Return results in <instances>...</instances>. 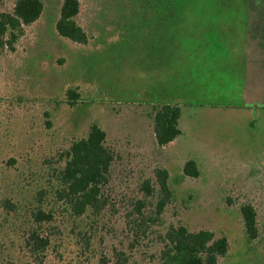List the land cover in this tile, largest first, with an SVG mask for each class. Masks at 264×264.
Wrapping results in <instances>:
<instances>
[{
	"label": "rangeland",
	"instance_id": "rangeland-1",
	"mask_svg": "<svg viewBox=\"0 0 264 264\" xmlns=\"http://www.w3.org/2000/svg\"><path fill=\"white\" fill-rule=\"evenodd\" d=\"M41 1L15 49L0 50V136L15 135V154L42 159L96 122L116 153L115 196L164 167L172 196L156 230L208 229L228 241L217 264H264V0H178L163 15L151 0H79L85 44L57 33L62 0ZM155 102L182 105L181 134L163 147L147 116ZM188 159L197 177L183 174ZM243 203L256 213L252 240Z\"/></svg>",
	"mask_w": 264,
	"mask_h": 264
},
{
	"label": "trees",
	"instance_id": "trees-1",
	"mask_svg": "<svg viewBox=\"0 0 264 264\" xmlns=\"http://www.w3.org/2000/svg\"><path fill=\"white\" fill-rule=\"evenodd\" d=\"M151 1L163 15L178 0ZM79 8V0H62L55 28L60 36L85 44L87 33L76 21ZM42 10L41 0H15L11 11L0 10V50L13 51ZM65 95L69 104L79 96L72 88ZM181 106L151 105L147 116L158 147L181 134ZM6 135L0 136V264H137L141 255H149L153 264H217L227 252V238L208 229L170 222L163 232L156 230L172 196L164 167H156L153 177H144L131 193L115 196L116 153L96 122L85 136L42 159L33 158L26 146L15 154V135ZM182 170L186 176L199 174L193 159ZM240 213L247 238L255 239L253 206L241 204ZM143 244L149 250L141 249Z\"/></svg>",
	"mask_w": 264,
	"mask_h": 264
}]
</instances>
